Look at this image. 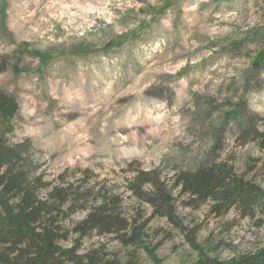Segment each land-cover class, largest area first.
I'll return each mask as SVG.
<instances>
[{
	"label": "rangeland",
	"instance_id": "obj_1",
	"mask_svg": "<svg viewBox=\"0 0 264 264\" xmlns=\"http://www.w3.org/2000/svg\"><path fill=\"white\" fill-rule=\"evenodd\" d=\"M261 54L264 0H0V92L19 105L11 141L32 143L44 183L112 192L121 217L141 228L136 245L121 234L80 239L73 228L87 212H78L63 222L61 245L139 264L264 248L260 213L218 218L212 203L196 208L177 191L182 232L127 191L141 170L168 181L218 162L264 191V150L238 140L244 121L264 130Z\"/></svg>",
	"mask_w": 264,
	"mask_h": 264
},
{
	"label": "trees",
	"instance_id": "obj_2",
	"mask_svg": "<svg viewBox=\"0 0 264 264\" xmlns=\"http://www.w3.org/2000/svg\"><path fill=\"white\" fill-rule=\"evenodd\" d=\"M263 62L264 54H261L254 68ZM18 111L17 100L0 92V264H139L99 259L92 254L80 255L78 244L72 248L61 245L69 235L63 222L78 212H87L86 218L73 228L80 239L94 232L121 234L126 245H136L141 238V228L133 227L121 217L115 209L119 198L112 192L108 195L102 188L97 190L96 185L81 192L74 189L73 184L44 183L37 172L39 165L29 152L34 148L32 143L11 141L15 130L13 120ZM229 116L233 118L234 114L229 113ZM240 126L242 132L238 140L243 145L257 142L264 150V130L254 121H244ZM127 191L150 206L153 217L166 219L182 232L189 229L178 217L177 191L179 197H186L188 204H195L196 208L212 203L210 213L218 218L234 208L241 218L254 219L258 213L264 216V191L224 162L175 173L168 181L159 169L141 170L127 181ZM94 192L97 196L89 201V194ZM187 237L191 247L199 250L196 239ZM201 254L195 264H264V248L230 261Z\"/></svg>",
	"mask_w": 264,
	"mask_h": 264
}]
</instances>
